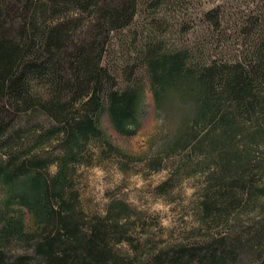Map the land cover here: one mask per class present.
<instances>
[{
	"label": "trees",
	"instance_id": "16d2710c",
	"mask_svg": "<svg viewBox=\"0 0 264 264\" xmlns=\"http://www.w3.org/2000/svg\"><path fill=\"white\" fill-rule=\"evenodd\" d=\"M218 10L205 14L215 28ZM69 11L75 16L68 17ZM83 12L89 15L86 30L77 33ZM62 13L67 17L59 19ZM135 13L136 0H0V264L235 261L238 247L227 249L224 240L145 260L136 254L123 257L115 246L124 241L132 246L120 222L126 206L109 208L102 217L78 205L75 168L84 163L85 149L101 137L102 118L127 136L140 126L145 84L135 77L118 86L114 74L101 66L110 33L128 26ZM240 25L245 47L232 60L213 59L197 67L187 50L166 51L150 42L138 57L155 112L166 121L172 105L182 124L165 150L191 149L207 156L218 171V190L213 185L202 205L205 218L215 219L219 201L229 212L241 195L257 191L240 174H263L260 162L252 164L249 145L264 151V4L245 14ZM37 113L53 120L60 138L53 175L45 156H25L48 132L32 140L35 128L22 131L24 118ZM240 118L255 129L244 131ZM197 124L207 126L201 135L193 130Z\"/></svg>",
	"mask_w": 264,
	"mask_h": 264
},
{
	"label": "rangeland",
	"instance_id": "374dc122",
	"mask_svg": "<svg viewBox=\"0 0 264 264\" xmlns=\"http://www.w3.org/2000/svg\"><path fill=\"white\" fill-rule=\"evenodd\" d=\"M263 4L264 0H136L132 22L110 33L101 66L114 74L118 86L135 77L145 84L140 126L134 135H123L111 128L104 116L99 127L101 137L85 149L84 163L75 168L73 188L78 193V205L86 213L103 217L109 208L126 206L120 222L132 239V246L125 241L115 246L123 257L136 254L145 260L148 255L162 257L182 246L205 247L212 240H224L227 249L234 244L238 247L237 257L230 264H264V192L259 191L264 190L262 146L249 148L252 164L260 162L263 174L253 173L251 178L248 171L240 174L257 191L241 195L239 204L229 212L219 201L215 204V219L209 215L205 218L202 205L208 201L207 194L213 185L217 188L214 180L218 171L207 156L191 149L165 150L170 148L182 124L172 105L166 121L155 112L146 77L137 66L140 51L149 42L160 44L166 51L187 50L189 61L197 67L213 59L232 60L245 47L240 25L245 14ZM216 7L217 28L205 16ZM67 16L74 17L75 13L71 11ZM88 16V12L81 14L77 33L86 30ZM66 17L59 14V19ZM24 120V133L36 130L30 136L32 140L48 130L25 156H45L49 174H55L61 143L55 135L53 120L41 113ZM239 120L244 131L255 129L244 118ZM206 127L197 124L193 130L201 135Z\"/></svg>",
	"mask_w": 264,
	"mask_h": 264
}]
</instances>
